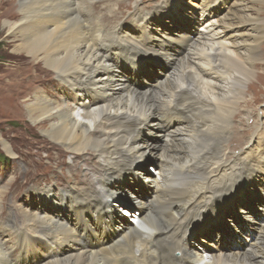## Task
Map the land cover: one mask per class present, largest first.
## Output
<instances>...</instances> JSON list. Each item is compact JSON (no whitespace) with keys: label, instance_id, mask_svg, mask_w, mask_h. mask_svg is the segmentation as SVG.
<instances>
[{"label":"bare ground","instance_id":"6f19581e","mask_svg":"<svg viewBox=\"0 0 264 264\" xmlns=\"http://www.w3.org/2000/svg\"><path fill=\"white\" fill-rule=\"evenodd\" d=\"M159 2L132 0L115 19L110 0H0L10 4L3 23L18 50L74 91L71 106L32 95L27 111L74 156L96 153L103 177L61 192L33 188L26 208L13 203L12 227L0 213V264H264V109L247 100L264 65V15L253 5L264 0H188L174 13L179 24L161 26ZM241 115L255 120L236 134ZM230 132L234 142L249 135L240 150ZM151 158L154 174L140 168ZM237 187L260 189L251 193L260 206L234 196ZM214 227L229 228L230 241L217 244ZM6 233L16 238L3 242Z\"/></svg>","mask_w":264,"mask_h":264},{"label":"rangeland","instance_id":"374dc122","mask_svg":"<svg viewBox=\"0 0 264 264\" xmlns=\"http://www.w3.org/2000/svg\"><path fill=\"white\" fill-rule=\"evenodd\" d=\"M110 1L117 3L118 7L117 13L114 16H110L112 18L116 19L117 17L122 16V14L128 12L131 8L132 0ZM145 1L153 3L156 2V0ZM176 1L170 2L168 0H160V2L154 6L155 13L153 15V19L158 23H162V25H166L167 22L172 24L178 22L179 24L180 22L175 16L176 12L180 10L182 13V6L189 5L187 3L188 0ZM228 3H230V0H228ZM162 4H165L162 6V8L165 9L166 13L162 16L161 20L158 16L157 9H159L160 5ZM253 5L256 7H261V13L264 15V3L253 2ZM9 7L10 4L7 3L0 7V188H3V186L6 187V192L3 194V198L5 197V202L2 201V195H0V213L1 217L5 221L9 220L12 222L14 221V217H12L10 212H14V215L15 212L17 213V206H13V203L16 205H23V207L26 208L27 204L24 200H27L29 194L32 199L34 198L33 195L35 194L33 192V188H37L39 191L44 190L45 192L47 191L48 187H50L55 190V192H61V189H64V187H71L75 181H79L81 184H87L93 179L96 181L100 179L103 180V177H101V175L99 176L101 172L93 163L97 160L96 153L87 155L88 158L86 159H89L90 163H85L86 159L76 155L74 156V154H71V152L62 145L55 143L46 134L45 130L49 128L48 122L42 123L40 121H34L30 115V112L27 111V105L30 103V101L34 99L36 95L41 94H48V97L51 100L53 99V101H57L58 99V102L61 101V103L70 105L72 104V101L68 98V96H66V94L74 93V91L72 92V87L70 85L68 86L65 81H61L57 76L58 74L47 68L44 63L41 61L37 62L24 51L18 50L19 44L21 42L16 38H10L8 36L3 23L5 19L3 14ZM150 7L151 5H148L147 9ZM15 9L19 10L17 2ZM100 11L104 12L105 8H100ZM105 15H107V13H105ZM183 20H185V17H183ZM160 23L159 26H161ZM260 49L264 50V41ZM186 50L188 51V47ZM150 53L151 60L155 64L163 62L162 55L160 53L153 51H150ZM263 54L262 56L264 58ZM143 60L150 61L149 59L146 60L145 58H143ZM256 68L259 72L257 74L256 80H253L250 84L251 86L247 87V94L249 97L247 100L248 104H250L252 108L254 107L257 110H262L264 109V65L262 66V64H260ZM76 110L78 111L79 109L76 108ZM239 113L244 114L243 110H241ZM253 119L255 120L254 116L248 119L242 115L236 119L234 118L233 122L234 125H236V134H241L244 129H250L246 127L253 125ZM236 134H234V132H232V134L230 132L229 134L231 137L230 148H236L237 150H240L238 146H244L249 135H242L234 142ZM2 141H5L8 144L9 151L4 147ZM228 155L235 158V155H230V153H228ZM146 161L140 162V168H144V166H146L148 168L149 174H154L156 167L153 165L154 163L152 158L151 161ZM140 168L136 167V172L139 176H142V174L138 171ZM155 176H157V174H155ZM74 177H77L78 179ZM142 178L144 177L142 176ZM242 179L243 177H240L239 181ZM102 180H100V182ZM247 180H251V177L249 176ZM239 181L237 182L239 183ZM237 182L235 184H237ZM128 183L130 184V181H128ZM93 185H96V183H93ZM80 187L86 188L87 186L80 185ZM235 190L234 196H238L240 192H245V196L252 202L254 208H258L260 206V203L256 202L251 195L252 192H260V189L257 190L255 188H243L239 191V188L237 187ZM128 195L130 196V193L126 194L125 192H122L120 198L127 197ZM129 198L131 202H134L135 199L132 200L131 197ZM224 200L227 199L224 197L223 201ZM38 202H40V200H38ZM242 205L243 204L241 203L239 206H237V210H239ZM4 209L6 215H3L2 213ZM123 213L130 219L132 218L129 216L128 212L124 211ZM218 215L220 216L221 214L218 212ZM226 217L228 219L227 222L229 221L230 224H237L238 220L234 215L227 214ZM15 219L16 224H20L21 220L18 219V216H15ZM130 219L128 221L129 225L132 223V220ZM9 225L11 226L10 223ZM259 225L261 227V221H259ZM228 229L229 228H225V230H218L216 227H214L212 229V239L214 234H216V238L219 239L217 244H220L222 237L224 240L226 239L227 241H230L229 236L232 231H228ZM221 232L223 233V236ZM76 235L78 236V234ZM244 235H246V238H244ZM242 236L243 241L245 240L246 242H249L252 237V233L244 232ZM10 237H13L14 239L16 238L6 233L3 238V242L7 240V238L8 240H11ZM8 243L9 246H13L12 241H9ZM4 250L6 251L5 248ZM7 253L12 259L10 251ZM34 264H40V262H36Z\"/></svg>","mask_w":264,"mask_h":264}]
</instances>
